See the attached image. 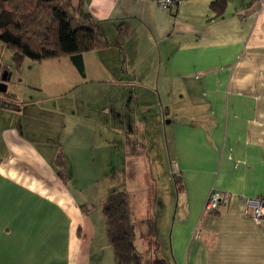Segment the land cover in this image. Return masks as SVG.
Returning a JSON list of instances; mask_svg holds the SVG:
<instances>
[{
  "label": "crops",
  "instance_id": "crops-1",
  "mask_svg": "<svg viewBox=\"0 0 264 264\" xmlns=\"http://www.w3.org/2000/svg\"><path fill=\"white\" fill-rule=\"evenodd\" d=\"M69 2L110 45L83 53L82 73L68 57L33 62L30 88L73 94L49 120L3 96L0 264H117L101 207L115 188L142 264H264V230L244 212V197L264 199V0H226L219 15L211 0ZM89 153L110 188L86 212L69 183L73 155ZM211 189L232 197L206 212Z\"/></svg>",
  "mask_w": 264,
  "mask_h": 264
},
{
  "label": "trees",
  "instance_id": "trees-1",
  "mask_svg": "<svg viewBox=\"0 0 264 264\" xmlns=\"http://www.w3.org/2000/svg\"><path fill=\"white\" fill-rule=\"evenodd\" d=\"M226 0H211L210 8L222 13ZM0 43L10 49L12 61L19 65L24 58L41 62L68 57L80 73L83 72L82 54L107 48L104 37L94 20L80 15L67 0H0ZM0 93V106L6 104ZM2 97V98H1ZM57 174L69 180L66 160L61 151L55 158ZM174 175L176 188L181 178ZM91 206H82L84 211ZM107 239L114 251L117 264H142V255L134 246V228L125 191H113L102 202ZM152 264H165L156 258Z\"/></svg>",
  "mask_w": 264,
  "mask_h": 264
},
{
  "label": "rangeland",
  "instance_id": "rangeland-1",
  "mask_svg": "<svg viewBox=\"0 0 264 264\" xmlns=\"http://www.w3.org/2000/svg\"><path fill=\"white\" fill-rule=\"evenodd\" d=\"M11 56L12 53L10 49H8L6 46L0 43V78L4 70L8 69V72L10 73L9 80L7 81V89L4 93H2V95L9 96L10 98L13 94H15L19 96L21 99L24 100L27 99V101L34 100L33 101L35 103L33 106L34 111L31 109L28 112L31 113L34 112L35 114H37V116H40L42 120L44 118L49 120L50 119L49 115L56 114V112L52 113V110H50L54 105L57 104L56 101H64V99H68L67 98L68 96L72 97L73 94L70 93L68 94V96L63 95L60 96L62 97L60 100H55V98L50 97V95H48V93L44 91L42 92L34 91L28 85L30 84V82H33L35 71H38L35 70L36 69L35 64H33L34 61H32L29 58H24L19 65H16L12 61ZM31 65H33V68L30 67ZM58 112H61L60 108H58ZM37 121L39 122V119H37ZM83 126H85V123L77 124L74 126V129L72 131L82 130L81 127ZM73 156L74 158H76V160L73 161L75 169L71 171L70 174L71 182L69 183L70 184L69 186L70 188H72L74 193L77 194L78 193L77 190H80V193L84 197H87L89 200L92 201L95 207H90L91 209L92 208L98 209V205H100L99 201L101 198H103L102 197L103 193H105L106 190L110 188V187H105V191L103 188L102 178L108 171L106 169H102L100 164L96 162L97 160L96 153L95 154L89 153L88 156H86L87 159L90 158L94 160L89 164H86L85 161L87 160L81 161L80 158L76 157L75 155ZM77 163H79L78 167H77ZM171 181H173V178H171ZM173 182L175 183V181ZM179 185H180L179 189H177L175 186L177 192L183 189V182L181 181V184ZM114 190L117 191L118 189L115 188Z\"/></svg>",
  "mask_w": 264,
  "mask_h": 264
},
{
  "label": "built area",
  "instance_id": "built-area-1",
  "mask_svg": "<svg viewBox=\"0 0 264 264\" xmlns=\"http://www.w3.org/2000/svg\"><path fill=\"white\" fill-rule=\"evenodd\" d=\"M158 5L171 10L176 5V0H158ZM232 197L228 191L211 189L204 203V211L216 210L224 206ZM245 214L264 230V199L260 197H244Z\"/></svg>",
  "mask_w": 264,
  "mask_h": 264
},
{
  "label": "water",
  "instance_id": "water-1",
  "mask_svg": "<svg viewBox=\"0 0 264 264\" xmlns=\"http://www.w3.org/2000/svg\"><path fill=\"white\" fill-rule=\"evenodd\" d=\"M10 73L4 72L0 78V93H4L7 89V81L9 80Z\"/></svg>",
  "mask_w": 264,
  "mask_h": 264
}]
</instances>
